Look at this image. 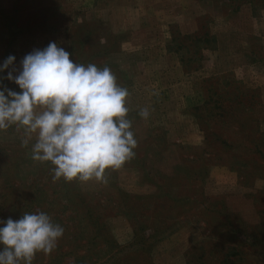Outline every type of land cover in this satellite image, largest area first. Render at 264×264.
Wrapping results in <instances>:
<instances>
[{"label": "rangeland", "instance_id": "rangeland-1", "mask_svg": "<svg viewBox=\"0 0 264 264\" xmlns=\"http://www.w3.org/2000/svg\"><path fill=\"white\" fill-rule=\"evenodd\" d=\"M49 42L111 69L138 146L107 184L53 182L0 130V220L65 229L33 264H264V0H0V64Z\"/></svg>", "mask_w": 264, "mask_h": 264}, {"label": "clouds", "instance_id": "clouds-1", "mask_svg": "<svg viewBox=\"0 0 264 264\" xmlns=\"http://www.w3.org/2000/svg\"><path fill=\"white\" fill-rule=\"evenodd\" d=\"M9 55L0 64V130H23L20 146L31 144L30 158L51 165L53 182L107 184L106 170L131 161L138 146L126 87L108 66L74 62L56 42L33 49L15 65ZM15 83L19 91L3 83ZM147 119L149 108L140 109ZM0 264H33L38 253L50 255L65 229L44 212H24L19 219L0 220Z\"/></svg>", "mask_w": 264, "mask_h": 264}, {"label": "trees", "instance_id": "trees-1", "mask_svg": "<svg viewBox=\"0 0 264 264\" xmlns=\"http://www.w3.org/2000/svg\"><path fill=\"white\" fill-rule=\"evenodd\" d=\"M202 34H204V33H202ZM202 37L206 41V44H210L211 41H214V37L212 35H206V34H204ZM178 45H179V47H183V44H182V46L180 44H178Z\"/></svg>", "mask_w": 264, "mask_h": 264}]
</instances>
